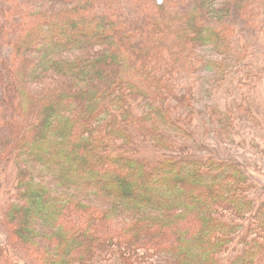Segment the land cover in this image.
<instances>
[{
	"label": "trees",
	"instance_id": "trees-1",
	"mask_svg": "<svg viewBox=\"0 0 264 264\" xmlns=\"http://www.w3.org/2000/svg\"><path fill=\"white\" fill-rule=\"evenodd\" d=\"M52 1L10 38L5 61L6 100L21 120L0 168L10 178L19 165L9 212L18 239L45 245L47 264H264L260 180L253 158L227 145L264 140V41L212 25L231 10L218 0L171 17L170 0H157L163 15L135 27L111 7ZM239 3L243 18L257 14ZM52 73L66 92L50 91ZM206 125L225 146L211 144ZM13 247L0 246V264Z\"/></svg>",
	"mask_w": 264,
	"mask_h": 264
},
{
	"label": "rangeland",
	"instance_id": "rangeland-1",
	"mask_svg": "<svg viewBox=\"0 0 264 264\" xmlns=\"http://www.w3.org/2000/svg\"><path fill=\"white\" fill-rule=\"evenodd\" d=\"M46 0H0V163L5 160V157L8 155V150L6 149L10 142H7L10 137V128L14 126V123H18L21 119V111L15 100H6L8 78L3 81V75L7 73L5 67V61L7 58H11L15 52V45L10 41V38L15 37L19 33L20 27H25L23 24H28L31 19L28 16H34L36 14V9H44V5H48L45 2ZM52 1V0H48ZM77 4L83 2L89 5L91 8L94 7L99 12L113 13L117 11L121 16L127 19L129 22L133 23V27L138 25V23L146 24L154 14L155 16L163 15V7L158 4L157 0H75ZM54 2V1H52ZM193 0H170L168 5L169 17L180 10H183L189 6L195 5L192 3ZM218 5L223 6L224 8L231 9L228 12H225L219 16H211L208 18V21L212 25H216L221 28H232L233 26H241L243 36L247 38L249 42L251 37L253 42L259 44L260 41H264V0H246V4L249 5V11L257 13L255 15L249 16V13L244 16L241 15L242 5L240 6L239 0H218ZM50 7V6H49ZM241 10V11H240ZM47 11H53L49 9ZM9 26L11 28V34L9 31L2 33L4 27ZM252 42V43H253ZM264 47V46H263ZM263 50V49H262ZM204 57L208 59H213L217 56L218 52L214 49L213 46H203L200 48ZM206 60L208 62L209 60ZM53 74V73H52ZM52 75H48L50 77ZM53 79L48 82L50 84V91L54 90L55 94H60L65 91V79L56 73L53 74ZM235 91H231L230 88L225 89L220 93L223 100L228 98V103L231 101V104H234L232 100V95ZM9 99V98H8ZM260 101L264 103V92L263 89H260ZM17 106V109H14V106ZM10 107H13L14 111L10 110ZM198 107L202 111L201 118L206 121L207 113L209 112L206 107L205 102H199ZM246 111V115H247ZM248 119V118H246ZM248 122H252L248 120ZM253 125H255L253 123ZM207 126V125H206ZM211 126H207V137L210 139L211 144L218 147L219 145H224L219 142V136L217 132L210 131ZM252 127L246 126L243 130H240L241 135L247 137V134L251 131ZM203 131L201 129L200 133ZM178 132L183 133L181 129H178ZM204 132V131H203ZM221 139V138H220ZM247 140L248 147L247 149L241 146H238L239 142L233 143L231 139H227V145H233L234 150L238 152L237 156L242 158L243 156L250 155L253 158V168L252 172L258 181V185L261 187V191L264 196V140H258L252 142L251 138ZM221 141V140H220ZM261 141V142H260ZM260 142V143H259ZM262 143V144H261ZM225 146V145H224ZM208 152V151H206ZM153 157H159L160 154L155 149H149L147 152ZM6 167V165H3ZM19 165L13 164L9 167V172L11 177L8 178L7 171H3V168H0V246H14L13 249H10L11 252L5 256L4 262L2 264H47L45 261V245H34L27 246L18 239L16 236V231L14 225L11 223L9 217V212L12 207V204L16 201H19L20 196L17 192V173ZM125 227L124 224H116L111 227L110 230L113 232H118ZM189 227L194 231L198 229V224L195 221L189 223ZM171 260V259H170ZM161 264V262H157ZM166 264V263H165Z\"/></svg>",
	"mask_w": 264,
	"mask_h": 264
}]
</instances>
